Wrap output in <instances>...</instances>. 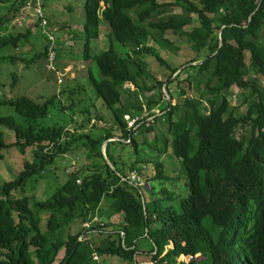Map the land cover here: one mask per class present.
<instances>
[{
    "label": "trees",
    "instance_id": "1",
    "mask_svg": "<svg viewBox=\"0 0 264 264\" xmlns=\"http://www.w3.org/2000/svg\"><path fill=\"white\" fill-rule=\"evenodd\" d=\"M26 1L20 0L19 6ZM173 7L181 13L158 18ZM83 10V58L95 64L101 77L96 79L88 68L89 85L110 116L85 108L80 117L72 114L78 118L73 120V130L43 126L56 103L60 110L73 113L75 96L83 93L78 86L47 98L19 96L0 101V106L12 107L27 123L0 117V126L15 137L6 145L0 131V160L9 147L21 155L30 149L32 156L13 180L0 185V264H98L93 252L126 264H264V88L257 83L258 77L264 78V0H84ZM100 20L108 26L109 46L92 55L90 44L98 38ZM6 22L1 16L0 30ZM167 32L185 40L194 53L182 69L171 68L158 49L149 45L153 42L161 50L177 51L179 47L164 38ZM17 41V37H0V50L15 47ZM113 42L126 48L124 56L116 52ZM146 57L170 72L165 81L153 77L143 61ZM0 59L12 64L35 62L12 56ZM182 73L186 78L181 79ZM147 78L154 82L150 87L144 84ZM185 81L194 97L180 87ZM232 87L250 90L255 96L242 114L228 102ZM173 90L182 103L172 105ZM147 92L153 93L147 97ZM64 96L69 98L66 105ZM139 113L146 114L134 132L124 117ZM108 118L110 124L105 127ZM146 118L152 119L147 122ZM154 122L167 125L169 138L163 137V149L181 159L185 179L183 186V179L179 186L174 184L164 174L163 164L154 162L149 179L158 182L163 197L156 196L148 208L143 194L154 196V188L141 192L121 178L151 164V156L140 153L137 136L152 132ZM89 124L104 130L97 136L80 133ZM106 141L104 153L112 169L103 162L101 148ZM77 144L86 150L91 172L68 173L44 201L24 195L31 178L41 176ZM116 144L131 147L134 160L120 161ZM168 182L183 194L168 190ZM106 199L110 216L122 215L118 229L112 231L106 230L110 223L96 215ZM43 214H47L44 230ZM95 217L99 224L91 222ZM76 222H90V229L70 232L64 239L63 230ZM95 233L105 238L93 243Z\"/></svg>",
    "mask_w": 264,
    "mask_h": 264
},
{
    "label": "rangeland",
    "instance_id": "2",
    "mask_svg": "<svg viewBox=\"0 0 264 264\" xmlns=\"http://www.w3.org/2000/svg\"><path fill=\"white\" fill-rule=\"evenodd\" d=\"M20 0H0V17L4 16L8 19V17H13L14 12L13 9L15 6H19ZM41 1V0H40ZM44 8L47 12L51 10V8H54V5H58L61 9L59 13H54V21L56 20L61 21L62 23H68V24H74L75 29L72 31V33L75 35V46L72 48V50L68 53L69 56H71V64L74 66L73 69H71L66 76L61 78L62 85H59V89H71V88H77L76 86L80 87V90H83V93L79 92L75 96V102L77 103L76 108L74 109L73 113L70 112H64L60 110V104L56 103L55 107L51 109L50 115L44 119L41 123L43 126H55V125H62L67 127L69 130H73V120L77 116L80 117L81 114H79L80 111H82L85 108H88V110L94 114L97 112L102 117L110 116V112L106 108V106L102 103L101 100L97 99L95 96V93L93 89L89 85V77H88V68L91 69L92 75L96 79H100L99 72L97 70V67L92 61L85 62L82 60L81 54L83 50V34L81 33V28L83 25L81 24L80 20L81 17L84 15L83 10V4L84 0H43ZM181 10L178 7L168 8L166 10V13L163 14L161 17L158 18H166L169 15L172 14H180ZM43 14L44 10H43ZM133 15V13H130ZM9 15V16H8ZM33 17V16H32ZM84 17V16H83ZM155 19V18H154ZM34 24L36 23V19L33 17ZM83 20V19H82ZM84 22V21H82ZM194 26H197V24H193L187 28H185L186 31H190ZM34 27V26H33ZM7 29V28H6ZM4 29V30H6ZM12 29V28H10ZM37 29V28H36ZM24 30H21V33ZM5 32V31H4ZM32 33V31H30ZM109 32L107 24L100 20L99 24V39L100 41L96 43L95 41H92L90 44L91 53L92 55H97L104 50L107 49L109 46V40L106 39V35ZM11 31L5 32V35L10 36ZM33 36L28 37V39H24L22 43H19V50L23 52L24 59L30 60L32 58L35 59L36 54H41V48L43 45H46V40L43 35H41V31L37 29L35 32L33 31ZM56 36V32H55ZM37 40L40 43H33L31 39ZM164 38L169 40L170 42L176 44L179 49L177 51H173L171 49H165L161 50L159 49L153 42H150L149 45H154L159 53L162 59L165 60L167 64L170 65L171 68H181L182 65H184L188 60L192 57H194V53L190 51L189 45L185 42V40L180 39V37L174 36L172 33L167 32L164 35ZM103 40V42H101ZM113 45L115 49L117 50V53L121 56H124L127 52V50L122 49V47L113 42ZM48 47V43H47ZM0 50V55H3V53L9 55H13V51H9V49ZM8 52V53H7ZM68 55H60L59 58L57 57L56 60V68L61 73V66L60 61H63L65 58L69 57ZM248 57V55H246ZM20 57H22L20 55ZM148 65L149 70L153 74V77L156 79H159L161 81H165L170 72H167V70L164 67H161L156 63L151 57H146L143 59ZM62 63V62H61ZM79 65H82L83 67H80ZM182 69V68H181ZM14 75V76H13ZM186 74H181L182 76ZM250 75L246 77V79H249ZM76 79V80H72ZM60 79L57 78V81ZM182 81V80H181ZM258 85L261 88H264V78L258 77ZM144 84L146 87H150L154 84L152 79H144ZM180 87L184 88L186 90L187 96H195V92H192V90L187 89V82H181ZM203 88V85L200 86ZM129 89H132L131 85H128ZM57 85H56V77L54 72H51L49 70H46L45 68V59L40 58L36 60L34 63H31L30 65H26L23 62H17L16 64H12L8 61L0 62V99L7 98V99H15L19 96H27L31 99H38V98H47L52 96L53 94L57 93ZM79 90V89H78ZM164 93H166L165 90H163ZM124 93V92H123ZM153 92H147L145 95L148 97ZM173 97L174 100L171 102L172 105L175 103H182V98H180L177 95V91L173 90ZM2 98V99H3ZM79 98L84 99V102H79ZM169 98L168 95H166V99ZM207 98H209L207 96ZM205 98V99H207ZM63 101V105H66V103L69 102V98L67 96L61 97ZM227 99L231 107L237 108V114H242L246 111L247 104L255 99V96L251 94L250 90H244V89H238L235 87L230 88V90L227 93ZM159 108V107H157ZM94 116V115H93ZM0 117H12L16 122L20 123L21 125L26 126L27 123L25 120L20 117L17 113H15L14 109L10 106H0ZM106 123L105 127L110 124L109 118L105 119ZM104 126V125H103ZM153 131L150 133L145 134H139L137 136V140L140 141V153L147 154L151 156V164L144 165V170L142 174V178L144 179V182L146 184V191H149L150 188H154V196L148 198V195H144L146 206L148 207L149 204L152 203L153 199L157 197L162 198L163 196L159 193V190L161 186L156 181H151L149 178L153 177L154 175V162H160L163 164L164 167V174L168 177H170L172 182L174 184H177L178 186L180 184L184 183V173L181 170V159L175 157L172 152H167L163 149L162 145V139L163 137H168V135L165 133L167 129L166 124H162L159 122H154L152 124ZM104 130V127L98 129H93L91 127V124L87 126L86 129H84L80 133H86L88 132L92 136H97L99 133H101ZM0 131L3 134V141L6 145H10L15 141L14 134L6 129L5 127L0 126ZM239 134V133H238ZM155 138V139H154ZM144 142H143V141ZM194 145H196V141L194 140ZM105 143V142H104ZM103 143V145H104ZM102 145V147H103ZM150 145V146H149ZM115 151L116 154H119L120 161H123L127 164V162L134 160L133 157V151L131 147L129 146H120L118 144L115 145ZM102 150V148H101ZM158 150L160 152H158ZM86 150L80 145L77 144L73 147L72 151L66 155L65 158H57L55 159L54 164L46 170L41 176H34L31 178L27 183L25 196L35 199L38 201H44L48 198H50L56 188L62 185V183L66 179V175L74 170H87L89 172L92 171L91 165L87 162L86 159ZM141 154V155H142ZM142 155V156H143ZM2 160H0V185L4 182H8L14 179V177L17 175V173L22 169L23 162L28 161L30 162L32 160L31 151L30 149H27L25 151L24 155L19 154L17 149L14 147L6 148L2 151ZM106 164L109 165V162L106 158L103 159ZM88 163V165H87ZM97 163L102 164L101 160H98ZM128 167V166H126ZM148 179V180H146ZM183 179V182L180 183V180ZM180 183V184H179ZM165 187L170 190L171 192L177 193L179 195L183 194V190L179 187L174 188L173 184L171 182L165 183ZM143 192V189L141 190ZM146 193V192H145ZM144 193V194H145ZM157 194V195H156ZM14 198H18V193H13ZM47 214H43L41 216V228L44 230L45 222H46ZM79 223V222H77ZM76 233L77 232V224L71 225L70 229L65 228L63 230V238L65 239L66 235L68 233ZM61 254L59 255L60 259ZM179 261L182 259V257L177 258Z\"/></svg>",
    "mask_w": 264,
    "mask_h": 264
},
{
    "label": "crops",
    "instance_id": "3",
    "mask_svg": "<svg viewBox=\"0 0 264 264\" xmlns=\"http://www.w3.org/2000/svg\"><path fill=\"white\" fill-rule=\"evenodd\" d=\"M41 1H42V4H43V10H44L45 16L48 19L50 25L53 27V29H55V32H56L55 41H54V50H55V52L57 54V57L59 58L60 55H64V54L69 56L68 53L72 50V48L76 44V42H75V39H76L75 38V35L72 33V31L75 29V25L74 24H71L70 25L68 23H62L61 21H58V20H56V22H55L54 21L53 12L54 13H59V11H61L62 8H60L58 5H54V8H51V10L49 12H47L45 10V8H44L43 0H41ZM101 5H103V4H101ZM24 6H25V4L23 6H19L18 12L17 13H14V16L13 17H11V16L8 17L7 22L5 24H3V26H1L0 37H4V38H7V37H9V38H11V37H17L18 41H17V45L15 47L6 48V49H9V51L11 49V51H13V55H11V54L7 55V54L3 53V55H0V58H2L4 56H6V57L7 56H12V57H15V58L22 59L24 61H29V60H25L24 59V54H23L22 51L19 50L20 47H19L18 44L19 43H22L24 41V39H28V37L30 36V34H31V36H33L32 35V34H34L33 31L35 32L37 30L36 29L37 27L34 24V20H33V17L31 15V12L29 10H27V9H24ZM83 16L81 17L80 22L84 26L85 14ZM82 21H84V22H82ZM10 28H12V29H10ZM4 29H6V30H4ZM81 29H82L81 30V33L83 34V27ZM21 30H24L23 31L24 33H21L20 32ZM4 31L5 32L11 31L12 33H11L10 36H7V35H5V32ZM30 31H32V33ZM44 38H45L46 42L48 43V47H49L48 40L46 39L45 36H44ZM31 41H33V43H35V44L40 43L37 40H35V38L34 39H31ZM93 41H95L96 43H98L100 41V39H99V33H98V38L96 40H93ZM82 42H83V49H84V35H83V38H82ZM101 42H103V40H101ZM47 43H46V45H43V47L41 48V52L42 53L41 54L34 55L35 56V59L32 58V60L34 59L35 61L38 60V59H40L41 57L44 58L45 59V68H46V54H45V51L48 48L47 47ZM6 49H1V50L7 51ZM122 49H125L126 50V48H122ZM116 52H117V50H116ZM20 55L22 57H20ZM81 57H82V60H84L85 62H88L87 60H85L83 58V50H82ZM71 59H72L71 56H69L68 58H65L63 61H60L61 73L56 68V64L57 63H55V65H54V70H49L51 72H54V74H55V77H56V85H57L56 92L57 93L61 90V89H59V85H62L63 84L61 78H63L64 76H66L67 73L71 69L74 68V66L71 64L72 63L71 62ZM3 61H5V60L0 59V62H3ZM79 66L80 67H83L82 65H79ZM46 70H48V69L46 68ZM57 78L60 79V82L57 81ZM72 80H76V79H72ZM127 87H128V85H125L124 86V88H127ZM2 98L0 99V101L3 100V99H7V98H3V99ZM145 114L146 113H139V114H136L133 117L138 116V117H141L142 118L143 116H145ZM126 117L133 118L131 116H125L124 117L125 120H126ZM77 119L78 118L75 117L74 120H77ZM127 121L128 120H126V122ZM112 140H117V138L115 137ZM106 143H107V141H106ZM104 150H105V146H104V148H102L101 152L103 154V157L106 158L105 157ZM168 151L170 153V150L169 149H168ZM114 157H116V155H114ZM144 165H146V164H143V165L140 166L141 169H142V167H144ZM136 171H138V170H136ZM146 180H148V179H146ZM144 195H146V196L148 195V198L149 199H151L150 197H152V196H149V195H151V193H149V192L148 193L146 192L145 194H143V196ZM109 204H110V200L109 199H106V200L102 201L101 206L98 209L99 212L96 215H97V217H99V215L101 214L102 215L101 218L102 219H105V221H107L108 223H110L109 228H107L106 230L107 231H112V230L118 229L119 224L121 223L122 215L121 214H113V215L110 216V213H108V210H107V207L109 206ZM150 206H151V204L148 205V208ZM107 216H108V219L105 218ZM76 224H77V232H79L80 229L82 231V224L83 223H77L76 222ZM103 235L104 234H102V233H99V234L98 233H95L92 236L93 243H99L100 241H102L105 238V236H103ZM100 263L101 264H126L124 262L120 263V261L117 258H115V257H100ZM138 264H140V263H138Z\"/></svg>",
    "mask_w": 264,
    "mask_h": 264
},
{
    "label": "built area",
    "instance_id": "4",
    "mask_svg": "<svg viewBox=\"0 0 264 264\" xmlns=\"http://www.w3.org/2000/svg\"><path fill=\"white\" fill-rule=\"evenodd\" d=\"M24 9H27L31 12V15L36 19V23H35L36 27L39 28V30L41 31V34L44 35L49 42L48 54L46 58V68L48 70H54V63L57 60V56L54 51L55 29L49 26L48 20L46 16L43 14V8L41 6L40 0H27L25 3ZM140 119L141 117H138V116L133 117V118L126 117V120H128L127 127L135 132L138 126L140 125ZM129 141L130 140H126L124 142L127 144L129 143ZM143 170L144 168H142L140 172L136 170L131 172L128 178H121V182H125L130 186L140 188L141 190L142 189L145 190L146 184L144 182V179L142 178ZM77 183H80V181L78 180ZM91 222H95L99 224V221L97 220L96 217L93 218ZM82 229L84 231L89 230L90 222H84L82 224ZM121 236H122V233H121ZM82 239H83V234L78 238V240H82ZM199 256L200 254L195 255L196 258ZM92 259L96 261L98 264H101L100 257L98 256L97 253L93 252Z\"/></svg>",
    "mask_w": 264,
    "mask_h": 264
},
{
    "label": "clouds",
    "instance_id": "5",
    "mask_svg": "<svg viewBox=\"0 0 264 264\" xmlns=\"http://www.w3.org/2000/svg\"><path fill=\"white\" fill-rule=\"evenodd\" d=\"M55 51V50H54ZM56 53V52H55ZM47 54H48V48H47V50H46V58H47ZM56 56H57V54H56ZM55 63H56V61H55ZM55 63H54V65H55ZM168 100H169V98H167ZM152 118H146V120H147V122H149L150 120H151Z\"/></svg>",
    "mask_w": 264,
    "mask_h": 264
},
{
    "label": "water",
    "instance_id": "6",
    "mask_svg": "<svg viewBox=\"0 0 264 264\" xmlns=\"http://www.w3.org/2000/svg\"><path fill=\"white\" fill-rule=\"evenodd\" d=\"M105 144H106V142L104 143V145H103V147H102V148H104ZM109 166L111 167L110 163H109ZM111 169H112V167H111Z\"/></svg>",
    "mask_w": 264,
    "mask_h": 264
}]
</instances>
